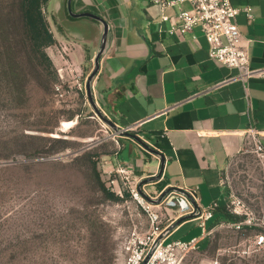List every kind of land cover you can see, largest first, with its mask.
<instances>
[{
	"label": "crops",
	"instance_id": "crops-1",
	"mask_svg": "<svg viewBox=\"0 0 264 264\" xmlns=\"http://www.w3.org/2000/svg\"><path fill=\"white\" fill-rule=\"evenodd\" d=\"M230 1L250 8L251 18L243 12L235 18L241 45L255 71L245 87L236 69L208 58V43L198 28L170 32L179 21V9H190L188 2L162 8L150 0L71 1L73 12H93L109 24L92 94L100 111L118 128L133 126L130 132L162 155L159 179L141 186L151 198L169 190V194L186 193L197 208L213 202L219 208L229 198L222 183L223 169L250 142L249 125L257 129L264 147V0ZM48 2L65 37L54 35L55 40L66 46L67 61L80 70L90 52L93 61L102 25L88 17L69 16L66 0ZM55 61L62 65L61 60ZM116 135L112 146L101 151V159L113 161L114 166L126 164L141 180L157 174L160 156L133 138ZM218 214L213 213L207 224ZM195 227V219L184 218L166 239L188 240L194 237L190 235Z\"/></svg>",
	"mask_w": 264,
	"mask_h": 264
},
{
	"label": "rangeland",
	"instance_id": "rangeland-1",
	"mask_svg": "<svg viewBox=\"0 0 264 264\" xmlns=\"http://www.w3.org/2000/svg\"><path fill=\"white\" fill-rule=\"evenodd\" d=\"M14 1L0 0L3 17ZM50 9L48 2L44 14L53 36L65 38ZM45 50L62 64L52 62L49 89L36 84L30 72L25 95L15 102L6 97L0 72V264H126L128 237L149 227L144 210L125 195V188L109 183L103 169L114 167L113 161L94 158L100 180L117 200L105 197L87 163L72 160L84 151L109 149L117 136L86 99L92 53L79 70L67 61L69 50L61 41ZM73 115L74 122L65 125ZM222 183L227 208L252 218L253 224L235 228L232 222H216L181 264H264V245L256 243V235L264 234V155L254 152L249 142L228 161ZM200 234L198 226L190 237Z\"/></svg>",
	"mask_w": 264,
	"mask_h": 264
},
{
	"label": "built area",
	"instance_id": "built-area-1",
	"mask_svg": "<svg viewBox=\"0 0 264 264\" xmlns=\"http://www.w3.org/2000/svg\"><path fill=\"white\" fill-rule=\"evenodd\" d=\"M150 2L162 8L188 2L191 5L190 9H179L177 13L179 21L176 25L171 26L170 32L177 30L184 33L198 28L208 43V58L226 67L236 69L237 77L243 82V85L246 79L255 73L249 65L247 49L241 45L242 38L235 19L239 12H243L248 18H251L249 6L239 8L234 6L230 0H150ZM166 18V16H162L163 20ZM56 91L62 95L60 85H56ZM132 129L133 126L124 128L126 131ZM246 133L250 137L253 151L264 155V147L257 129L249 125ZM103 172L107 174L112 187L119 190L122 187L129 192L130 196L144 210L148 219V229L142 232L132 231L125 243L126 264H142L160 235L177 218L191 216L201 228V234L189 240L179 238L167 240V233L159 240L144 264H181L185 255L195 249L199 242L213 231V226H208L207 221L212 218L214 209L217 207L215 202L206 208H197L193 206L186 195L168 193L159 204L154 205L141 196L138 190L141 178L135 176L133 170L126 164L118 163L110 169H103ZM111 174H113V178H110ZM231 203L234 202L231 201ZM169 210L176 213V216H167ZM163 211L165 217L162 215ZM229 211L234 214L238 213L235 208ZM163 220L166 223H163ZM251 224H253L252 218L246 216L237 222H232L231 225L240 228ZM256 243L264 245V234L256 235Z\"/></svg>",
	"mask_w": 264,
	"mask_h": 264
},
{
	"label": "trees",
	"instance_id": "trees-1",
	"mask_svg": "<svg viewBox=\"0 0 264 264\" xmlns=\"http://www.w3.org/2000/svg\"><path fill=\"white\" fill-rule=\"evenodd\" d=\"M48 1L15 0L10 5V12L8 10V13H4V17L3 13L2 15L0 13V41L2 42L0 45V72L2 81L6 83L4 84L5 95L15 102L25 95L26 82L28 81L26 76L30 72H34L36 84L43 89H49L50 82L53 80L52 60L45 50L47 46L55 43V38L44 14V8ZM12 11L15 13L14 17H11ZM57 27L60 29L59 26ZM73 118L74 115L70 119ZM66 147L64 146V148ZM100 153L84 151L72 160H81L89 165L92 179L105 197L112 200L120 199L100 180L94 159L100 157ZM125 195L129 196L130 194L127 191ZM214 210V213H219L217 218L220 217L226 222H237L244 217L229 211L226 203ZM217 218L209 224L210 227L216 225Z\"/></svg>",
	"mask_w": 264,
	"mask_h": 264
},
{
	"label": "water",
	"instance_id": "water-1",
	"mask_svg": "<svg viewBox=\"0 0 264 264\" xmlns=\"http://www.w3.org/2000/svg\"><path fill=\"white\" fill-rule=\"evenodd\" d=\"M71 1L72 0H66V3H65L66 11L70 16L75 17V18L88 17V18H91V19H94V20L100 22L102 25V31H101L98 47H97L96 53H95L94 58H93L92 69H91L90 73L87 75V77L85 79V83H84L85 92H86V99L88 101V104L92 108L93 112L112 130V133H114V134L118 133V134L128 136L130 138H133L134 140L139 142V144L143 148H145L146 150L160 156V167H159L157 174L141 180L138 184V190H139L141 196L147 202L154 204V205L159 204L161 202V200L165 196L168 195L169 190H164L156 198H151L141 190V186L145 183H150L154 180L159 179L161 172H162V169H163V162H164L162 155L159 152H157L156 150H154L152 147H150L148 144H146L143 140H141V138H139V136L137 134L130 132V131H126V130H124V128H118L112 120H110L107 116H105L100 111V109L97 107V105L94 101V98H93L91 83H92V80H93V78H94V76H95V74L99 68V58L103 54L105 47H106V42H107V38H108V31H109V24L100 15L95 14L93 12H88V11L79 12V13L73 12L71 10ZM56 13H57V10H56ZM183 194L188 197V195L186 193H183ZM191 203L193 204L194 207H196L192 201H191ZM187 217L191 218V216H185V217L178 218V220L173 224V226H170L169 228H167V230L163 234L160 235V237L158 238V240L156 241V243L153 245L152 249L150 250L148 257L151 254V252L153 251L154 247L159 242V240L162 239L167 233H169L173 227L177 226L181 220H183L184 218H187ZM146 259L144 260V262H142V264L145 263Z\"/></svg>",
	"mask_w": 264,
	"mask_h": 264
},
{
	"label": "bare ground",
	"instance_id": "bare-ground-1",
	"mask_svg": "<svg viewBox=\"0 0 264 264\" xmlns=\"http://www.w3.org/2000/svg\"><path fill=\"white\" fill-rule=\"evenodd\" d=\"M70 123H71V121L70 122H66L65 125H69Z\"/></svg>",
	"mask_w": 264,
	"mask_h": 264
},
{
	"label": "flooded vegetation",
	"instance_id": "flooded-vegetation-1",
	"mask_svg": "<svg viewBox=\"0 0 264 264\" xmlns=\"http://www.w3.org/2000/svg\"><path fill=\"white\" fill-rule=\"evenodd\" d=\"M79 13V12H78ZM70 16V15H69Z\"/></svg>",
	"mask_w": 264,
	"mask_h": 264
}]
</instances>
